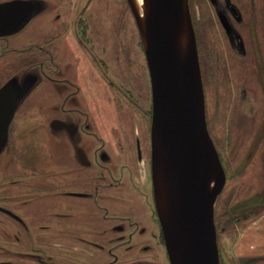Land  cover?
Returning <instances> with one entry per match:
<instances>
[{"label":"rangeland","instance_id":"1","mask_svg":"<svg viewBox=\"0 0 264 264\" xmlns=\"http://www.w3.org/2000/svg\"><path fill=\"white\" fill-rule=\"evenodd\" d=\"M5 1L9 0H0V3ZM32 1L39 4L32 18L19 31L0 36V86L13 76L21 78L27 73L38 76L36 84L16 108L6 143L0 151V207L5 210H0V264H139V259L151 261L144 264H169L163 244L143 252H129L119 246L116 232L103 219L105 213L97 203L66 196L57 187L58 160L65 151L69 160L71 149L62 138L64 133L53 130L50 123L53 119L73 118L72 112L61 111L63 98L72 88L56 81L58 69L77 78L86 92L90 84L92 89L94 87L87 92L91 105L83 109L88 111L95 125L102 116L107 118V113H113L114 107H118L111 88L103 85L97 74L93 78L89 72L90 51L78 42L76 34L86 28H90L91 34L94 32V51L100 49L107 55L109 81L117 82L116 72L123 78H135L125 70V62L141 67L138 70L144 78L141 91L124 97L137 102L144 111L151 107L144 45L128 0ZM223 1L187 0L198 60L199 51L206 54L218 47L224 55L220 84L216 83L210 94L205 93L203 86L207 130L226 175L225 184L214 201L218 256L220 264H264V255H248L241 261L235 251L237 239L246 226L264 214V131L253 145L264 122V92L257 68H253L251 107L232 104L229 85L239 86L244 70L251 74L253 60L251 54L247 58L236 56L223 30L229 33L231 26L237 27L247 38L244 23L254 12V29L264 55V0H232L240 10L243 23L232 19L221 5ZM40 64L44 65L43 71ZM84 64L85 67H81ZM43 72L53 79H47ZM110 118V124L115 126L114 117ZM126 122L132 126V120ZM147 126L139 127L143 155L139 165H135L137 149H130L125 160L130 163L115 156L111 168L117 178L116 172L123 171L121 195L125 202L122 206L126 205L120 215L131 216L149 229L154 227L152 211L157 216V208L151 166L150 174L148 171L151 137ZM98 129L106 141V150L115 153L114 145L110 144L113 143L111 130L104 125H98ZM126 151L125 147L124 153ZM105 192L99 194L97 200L107 206V189ZM110 212L115 215L118 211ZM107 229L110 240H107ZM251 240L256 238L251 236ZM151 243L156 245L154 241ZM108 245L113 246L116 261L114 255L108 253Z\"/></svg>","mask_w":264,"mask_h":264},{"label":"water","instance_id":"2","mask_svg":"<svg viewBox=\"0 0 264 264\" xmlns=\"http://www.w3.org/2000/svg\"><path fill=\"white\" fill-rule=\"evenodd\" d=\"M129 6L136 18L132 0ZM144 45L151 99V177L157 215L170 264H220L214 201L226 175L207 130L203 84L187 0H147ZM39 9L32 0L0 3V36L19 31ZM187 30L181 57L176 33ZM38 76L10 77L0 86V151L10 122ZM62 127L58 119L50 123ZM214 181L208 185V176ZM1 211H5L0 207Z\"/></svg>","mask_w":264,"mask_h":264},{"label":"flooded vegetation","instance_id":"3","mask_svg":"<svg viewBox=\"0 0 264 264\" xmlns=\"http://www.w3.org/2000/svg\"><path fill=\"white\" fill-rule=\"evenodd\" d=\"M221 5H224L225 11L232 16V19L234 21H236L237 23H243V18L241 16L240 10L232 0H224ZM252 9H254V7ZM254 14L255 13L252 12L249 16V19L246 21V23H244L245 25H247V38L242 36L237 27L231 26V32L229 33L224 27H222L224 28L223 30L225 35H229L231 33L230 36L226 35V37L234 54L243 58L250 57L251 54L253 60L251 74L250 71L244 70L242 82L240 83V85H232V87H230L229 85V92L232 93V104L234 102H237V105H240L242 103L243 106L246 107H251L252 105V103H250L252 94L250 75L251 77L253 76V68H257V77L261 81L262 90L264 92V55L259 47V41L254 29V22L256 21V17ZM85 32L88 33L86 34ZM92 34H94V32H92ZM92 34L90 28H86L82 31V33L76 35L78 37V42L86 50L90 51L89 53L91 54V60L90 62H88V66L91 67H89V72H92L91 75L93 78H95L97 74L99 76V79L103 82V85L111 88L112 94L113 96H115L114 102L118 107H114L113 113H107V118L102 116L100 121H96L95 125V122L92 123L90 121L91 116L89 115L88 111L83 109L88 106L90 107L91 105L89 104V102H91V99L87 95V92L90 93L92 90H94V87L93 89L91 88L90 78L87 79V83L90 84V89L88 88V91L86 92L84 84H82L77 78L74 79L73 76L71 77L70 75H66V72H61V70L58 69L59 77L56 78V81L62 83V85H66L72 88V90L68 91L63 98L61 111L64 114H67L69 112H72L73 114V118L64 117L58 119L63 124L62 127H59L58 129H53L51 127L53 130L65 134L62 135V138L67 144H69L71 149V154H69L71 157L69 158V160L67 151L61 152L62 155L58 160V163L60 164L59 172L57 175L58 190L66 196H71L75 199H87L92 203H97L99 207L103 209L102 212L105 213L103 219L107 220V225H110V228L116 232L115 239L118 240V243L120 244L119 246H123L125 250L129 252L134 250L143 252L151 249L152 251L155 250L157 246L160 247V245L162 244L165 248L161 225L158 215L156 216L155 212L152 211L154 227H150L149 229L146 226L139 225V221L131 216H122L123 214L120 215L122 209H125L124 205H126L125 203L122 206V204L125 202V200L122 199L123 196L121 195V193H123V186L121 183L123 171L120 169L116 172L119 177L117 178L115 177L113 169L111 168L112 161L116 160L115 156H118L120 160L123 159L125 161L128 150L130 152V149H137L135 159L137 162L135 163L136 166H138L139 162L143 159L140 145L141 138L139 127H145V124L147 126L148 122L147 131L149 127L148 133L150 134L152 102L150 109L147 108L146 111H144L143 107L138 106L137 102H130V100L124 97V95H132L133 91H135V94H138L141 91L144 80L142 74L140 76V72H138L141 67L139 68L134 62H125V64H127L125 70H129L130 74H133L135 78H123L121 75H117L116 72V74L114 73V76L116 77V79L118 78L117 82L109 81V79H107V55H105L100 49L94 51L95 40L94 35ZM98 52H101V54H99ZM223 57V51H220L219 47L217 49H212L210 53L208 52L206 54L204 53V51H199L201 74L204 91L206 94H210V90L215 88L216 83L220 84L219 79L220 76L223 75L222 67L225 68L222 63ZM134 64L135 73H133ZM40 65V68L43 71L44 65ZM116 65L119 66L120 64L116 62ZM81 67H85V64ZM243 69H245V67ZM43 75L47 79H53L50 78L47 73L43 72ZM64 75L68 76L69 78L65 77ZM124 87L125 91H122ZM77 96H81V100L77 98ZM121 103L126 105L127 107H123ZM123 113L126 115L125 120ZM110 116L114 117L116 122L115 126L110 124V120L112 119L110 118ZM126 120H132V126L129 125ZM98 125H104L105 127H107V129L111 130L109 134L112 137L113 143L110 144L114 145L115 153L109 151L108 148L106 150V141L101 138ZM129 126L132 127V130ZM263 131L264 122L261 126V129L256 134L253 144L254 146ZM95 144L97 145L95 146ZM108 144L109 143L107 141V145ZM125 147L127 151L124 153ZM125 162L130 163L129 160ZM150 166L151 161L149 152V174ZM133 187V189L136 190L135 185ZM105 189H107V206L99 204L97 200L99 194L106 193ZM108 197H114L115 199L111 200L108 199ZM110 203H113L114 206H110ZM148 207H150L149 204ZM113 209L114 211H118L115 212V215H113L114 212H110ZM112 221H114V224L111 225L110 222ZM108 234L109 233L107 229V240H110L111 235L109 236ZM151 241L155 242V247L152 245ZM112 247V245L107 247V251L110 255H114V260L116 261L117 259L115 256L117 254L115 250L112 249ZM115 248H118V246ZM164 250L167 255L166 248ZM167 259L169 262L168 255ZM139 262V264H144L151 261L139 259ZM108 264L112 263L110 262Z\"/></svg>","mask_w":264,"mask_h":264},{"label":"crops","instance_id":"4","mask_svg":"<svg viewBox=\"0 0 264 264\" xmlns=\"http://www.w3.org/2000/svg\"><path fill=\"white\" fill-rule=\"evenodd\" d=\"M251 236L256 240H251ZM235 251L241 261L248 255H264V214L246 226L237 239Z\"/></svg>","mask_w":264,"mask_h":264},{"label":"bare ground","instance_id":"5","mask_svg":"<svg viewBox=\"0 0 264 264\" xmlns=\"http://www.w3.org/2000/svg\"><path fill=\"white\" fill-rule=\"evenodd\" d=\"M132 1L136 9V18L134 16V19L138 21V24H141L142 30L144 32L145 20L147 15V5H146L147 0H132ZM141 35L144 36L143 33ZM176 46L179 55L182 57L186 52V46H187V30L184 21L182 22V25L179 27L176 33ZM213 181H214V177L212 174H210L208 176L209 187L212 186Z\"/></svg>","mask_w":264,"mask_h":264}]
</instances>
